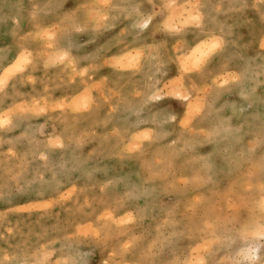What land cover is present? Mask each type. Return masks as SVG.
<instances>
[{"label": "rangeland", "instance_id": "obj_1", "mask_svg": "<svg viewBox=\"0 0 264 264\" xmlns=\"http://www.w3.org/2000/svg\"><path fill=\"white\" fill-rule=\"evenodd\" d=\"M0 56V264H264V0H0Z\"/></svg>", "mask_w": 264, "mask_h": 264}, {"label": "bare ground", "instance_id": "obj_2", "mask_svg": "<svg viewBox=\"0 0 264 264\" xmlns=\"http://www.w3.org/2000/svg\"><path fill=\"white\" fill-rule=\"evenodd\" d=\"M63 6V5H62ZM67 8V7H66ZM61 9V8H60ZM221 24H220V23ZM204 27V26H203ZM213 27H215V29H217L218 30V32L221 34V35H224L225 36V38H226V45H225V49L222 51V52H220L217 56H215L214 57V59L212 60V65H210L211 67L214 65V63H216V62H218L220 59H221V57H223L225 54H226V49H228L230 46H231V43H232V39H231V33L228 31L229 29L223 24V21H213V20H208L207 21V24L205 25V28H201V29H194V30H192L189 34H187L186 35V37H185V40L187 41V44H191V45H196L198 42H200V41H205L204 39H205V36H204V34L205 35H207L206 33H208L209 31H210V29L212 28L213 29ZM199 28V27H198ZM210 34H212V32L210 33ZM215 34V33H214ZM218 34V33H217ZM220 35V36H221ZM208 36V35H207ZM219 37V36H218ZM233 37V36H232ZM207 38V37H206ZM221 39V41H222V38H220ZM207 40V39H206ZM219 40V39H218ZM204 43V42H203ZM214 44V43H213ZM204 45H205V43H204ZM219 45H220V40H219ZM200 47H201V44H200ZM205 47V46H204ZM237 47V46H236ZM231 48V47H230ZM229 48V49H230ZM206 49V48H205ZM23 54V53H22ZM20 55V54H17L16 56H14L13 57V59H12V62L10 63V64H13L16 60H19V56H23V55ZM195 54V53H194ZM198 54V53H197ZM217 54V53H216ZM25 57H26V55H25ZM25 57H23V58H25ZM0 58H1V56H0ZM7 58V57H6ZM114 58V57H113ZM3 59H5V56H2V59L1 60H3ZM118 59H120V58H118ZM123 59H125V58H123ZM23 59H21V61H22ZM25 60V59H24ZM23 60V61H24ZM127 60V59H126ZM7 61V60H6ZM128 61V60H127ZM114 62L116 63V59L114 60ZM187 62V61H186ZM198 62V61H197ZM199 63V62H198ZM16 65H18V64H16ZM15 67V66H14ZM208 67V66H207ZM209 68V67H208ZM145 69V68H144ZM215 72V71H214ZM203 73V72H202ZM203 75H204V73H203ZM207 75V74H206ZM205 77V76H204ZM181 90V89H180ZM145 132V131H144Z\"/></svg>", "mask_w": 264, "mask_h": 264}, {"label": "snow or ice", "instance_id": "obj_3", "mask_svg": "<svg viewBox=\"0 0 264 264\" xmlns=\"http://www.w3.org/2000/svg\"><path fill=\"white\" fill-rule=\"evenodd\" d=\"M142 26L146 27L147 26V21H145V23Z\"/></svg>", "mask_w": 264, "mask_h": 264}]
</instances>
